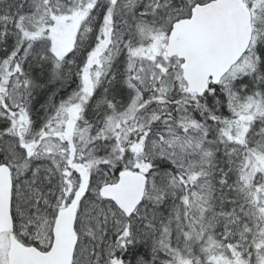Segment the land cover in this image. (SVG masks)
<instances>
[{
  "label": "snow or ice",
  "instance_id": "1",
  "mask_svg": "<svg viewBox=\"0 0 264 264\" xmlns=\"http://www.w3.org/2000/svg\"><path fill=\"white\" fill-rule=\"evenodd\" d=\"M0 264H264V0H0Z\"/></svg>",
  "mask_w": 264,
  "mask_h": 264
}]
</instances>
